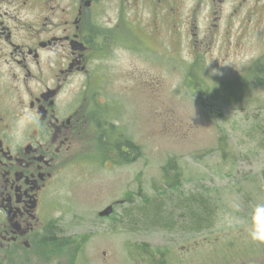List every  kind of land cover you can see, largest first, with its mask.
<instances>
[{
	"label": "flooded vegetation",
	"instance_id": "flooded-vegetation-1",
	"mask_svg": "<svg viewBox=\"0 0 264 264\" xmlns=\"http://www.w3.org/2000/svg\"><path fill=\"white\" fill-rule=\"evenodd\" d=\"M122 1L113 21L101 15L109 9L102 0H0V264H197L192 252L201 247L197 240L180 247L142 242L140 247L114 251L117 233L130 236L142 232L124 228L131 223L130 214L137 206L130 183L118 196L112 192L89 195L88 191L80 204L81 214L70 219L63 209L67 167L77 161L92 163L88 155L97 156L96 152L77 158V149L83 141L105 139L100 131L108 129L110 118L116 116L111 112L117 108L115 103L100 104L97 94L89 92L99 60L105 57L103 39L108 48L118 47L131 54L150 52L159 62L165 42L159 30L176 32L185 21L191 36L188 57L194 61L198 55L211 53L215 39L219 49L228 50V40L217 36L227 33L233 21L241 24L248 16L252 24L264 27V0H189L186 18L183 0H132L134 10H150L151 18L143 24L124 15ZM127 3L131 5V1ZM1 5L10 6V10ZM201 10L206 14L200 20ZM29 11L34 12V18L26 16L22 21L23 12ZM148 26L162 38L159 44L151 45L148 38L153 34ZM261 56L264 59V53ZM22 109L37 113L42 126L29 130L19 145L8 131ZM113 155L119 157L110 151L106 159L110 165ZM100 201L103 205L96 209ZM73 222L79 228L76 232L69 230ZM194 228L187 226L189 231ZM98 237L104 239L102 250L88 253L91 239ZM206 238L217 240L213 235ZM86 240L90 243L82 246ZM211 253V249L204 253V264H243L249 258L258 264L264 258V253L254 257L230 250L222 255Z\"/></svg>",
	"mask_w": 264,
	"mask_h": 264
},
{
	"label": "rangeland",
	"instance_id": "rangeland-1",
	"mask_svg": "<svg viewBox=\"0 0 264 264\" xmlns=\"http://www.w3.org/2000/svg\"><path fill=\"white\" fill-rule=\"evenodd\" d=\"M128 1L131 5L122 1L125 16L141 24L151 18L149 8L134 10L132 0ZM102 2L109 9L101 15L115 21L120 0ZM190 5L189 0H183V18L188 16ZM9 7L1 5L4 10L9 11ZM204 14L205 10L199 12L200 20ZM26 16L34 18V12H23L21 20H26ZM148 29L152 31L149 26ZM178 29L176 32L160 29L163 39L152 31L153 36L148 38L151 45L165 40L163 48L159 47L163 55L159 62L150 52L131 54L118 47L108 48L107 40L103 39L105 57L99 60V70L89 92L91 96L97 94L100 104L115 103L117 108L111 112L116 116L110 118L108 129L100 131L105 139L83 141L77 149V158L91 151L108 157L107 151H114L119 157L112 158L122 163L113 162L111 167L105 159L102 165L69 163L63 209L70 219L76 218L82 212L80 204L88 191L89 195L112 192L118 196L127 183L137 205L166 196H205L213 212L208 226L189 231L182 224H175L174 228L160 225L141 228L127 223L126 230L142 232L130 236L117 233L112 244L114 251L140 247L142 242L149 246L180 247L191 246L197 240L201 247L192 251L197 264H204V253L209 249L213 256L230 250L254 257L264 253V136L257 130L259 124L264 125V59L260 57L264 53V27L252 24L248 16H244L241 24L233 21L227 33L217 36L228 40V50L219 49L215 39L211 53L198 55L194 61L188 57L191 36L185 21ZM117 128L120 132L125 130L123 140L134 146L133 149L120 146L122 154L114 145L118 141ZM169 160L176 165L164 173L163 166ZM83 173L87 174L86 179ZM110 184L113 187L107 188ZM102 205L100 201L94 207L101 209ZM250 224L255 236L247 230ZM69 225L70 232L79 230L76 223ZM209 235L217 240L206 241L204 238ZM91 240L88 253L102 250L104 239ZM88 243L86 240L82 246ZM259 260L261 264L264 258ZM243 264L257 263L249 258Z\"/></svg>",
	"mask_w": 264,
	"mask_h": 264
},
{
	"label": "trees",
	"instance_id": "trees-1",
	"mask_svg": "<svg viewBox=\"0 0 264 264\" xmlns=\"http://www.w3.org/2000/svg\"><path fill=\"white\" fill-rule=\"evenodd\" d=\"M257 130L264 136V125L259 124ZM118 141L114 142L117 151L122 150L120 146H134L128 140H123V133L117 131ZM174 160H169L163 166L164 173L167 169L175 167ZM205 196H191L179 198L177 196H166L158 199H150L142 205H137L131 212L130 218L133 224L150 226L160 225L170 227L182 224L191 227H205L212 221V206L207 202Z\"/></svg>",
	"mask_w": 264,
	"mask_h": 264
},
{
	"label": "clouds",
	"instance_id": "clouds-1",
	"mask_svg": "<svg viewBox=\"0 0 264 264\" xmlns=\"http://www.w3.org/2000/svg\"><path fill=\"white\" fill-rule=\"evenodd\" d=\"M41 126L40 117L37 113L22 109L18 112L16 119L10 126L8 135L15 144L22 145L25 142L26 133L29 130L37 129ZM247 230L254 236L256 235L251 224L248 226Z\"/></svg>",
	"mask_w": 264,
	"mask_h": 264
}]
</instances>
